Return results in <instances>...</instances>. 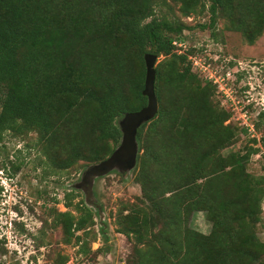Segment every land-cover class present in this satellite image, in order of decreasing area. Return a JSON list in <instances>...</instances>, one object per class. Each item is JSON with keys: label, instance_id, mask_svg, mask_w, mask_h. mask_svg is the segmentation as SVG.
Returning a JSON list of instances; mask_svg holds the SVG:
<instances>
[{"label": "trees", "instance_id": "16d2710c", "mask_svg": "<svg viewBox=\"0 0 264 264\" xmlns=\"http://www.w3.org/2000/svg\"><path fill=\"white\" fill-rule=\"evenodd\" d=\"M176 3L183 18L206 12L207 22L196 27L214 40L218 23L249 45L264 33V0ZM160 4L0 0V140L32 135L27 146L53 174L99 164L120 145L123 116L146 105L144 55L163 57L154 67L157 112L135 134L140 194L113 216L115 232L131 245L123 264H264V112L251 124L259 137L248 139L247 128L230 122L215 87L191 71L195 50L175 51L192 26L156 17ZM240 134L247 137L242 149L224 152ZM76 195L66 192L68 210L51 208L40 231L58 229L64 244L94 257L93 214L83 201L72 203ZM196 213L204 214L208 233L190 226ZM99 231L105 242L103 225ZM49 257L68 261L60 252Z\"/></svg>", "mask_w": 264, "mask_h": 264}, {"label": "rangeland", "instance_id": "374dc122", "mask_svg": "<svg viewBox=\"0 0 264 264\" xmlns=\"http://www.w3.org/2000/svg\"><path fill=\"white\" fill-rule=\"evenodd\" d=\"M160 1L156 17L192 26L183 31L180 43L175 45L176 53L195 50L187 59L191 71L215 87V97L230 112L234 126L247 128L248 139L259 137L251 124L259 112H264V33L249 45L238 33L224 31L222 23H218L214 40L209 30L196 27L207 22L206 12L183 18L176 0ZM162 59L156 58L155 65ZM32 137L21 140L7 134L0 140V264H53L49 255L55 252L68 257L65 264H123L131 245L115 232L113 216L120 203L132 202L140 194L133 182V168L113 167L107 174L93 178L88 192L86 184H82L86 170L53 174L39 165L36 152L27 146ZM246 140L240 134L237 142L224 152L241 150ZM257 160L258 156H253L249 165L254 174L258 173ZM66 192L77 194L73 204L83 201L92 211L96 240L90 243V250L99 249L94 257L91 253L78 254L75 244H64L58 229L48 225L40 231L44 220L49 224L46 213L51 208L58 212L68 210L63 205ZM87 194L89 204L85 203ZM94 205L99 207L100 218ZM101 225L105 228V242L99 231ZM190 226L203 234L210 228L203 213L192 215ZM40 243L43 246L38 248Z\"/></svg>", "mask_w": 264, "mask_h": 264}, {"label": "water", "instance_id": "95a60500", "mask_svg": "<svg viewBox=\"0 0 264 264\" xmlns=\"http://www.w3.org/2000/svg\"><path fill=\"white\" fill-rule=\"evenodd\" d=\"M156 58L152 54H145L143 57L144 79L142 95L146 97V105L137 111L126 113L120 120V145L104 161L89 167L84 172L82 184H86V191L89 192L93 178L107 174L113 167L120 166L125 170L134 167L137 153L136 130L142 122L151 119L157 112V101L153 89ZM87 198L88 194L86 200Z\"/></svg>", "mask_w": 264, "mask_h": 264}]
</instances>
